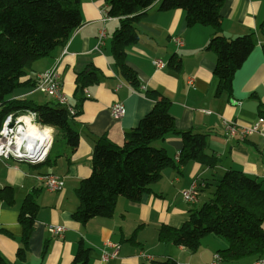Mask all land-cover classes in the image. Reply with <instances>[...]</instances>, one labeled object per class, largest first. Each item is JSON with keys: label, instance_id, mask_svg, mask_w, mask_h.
<instances>
[{"label": "crops", "instance_id": "crops-1", "mask_svg": "<svg viewBox=\"0 0 264 264\" xmlns=\"http://www.w3.org/2000/svg\"><path fill=\"white\" fill-rule=\"evenodd\" d=\"M103 4L104 0H79L82 24L55 54L33 62L28 70L26 78L34 83L35 74L50 68L59 58L58 74L63 91L70 103L77 105L70 125L77 131L79 140L72 149L61 135L63 141L57 147L60 132L47 126L53 137L48 161L39 164L14 159L0 161V188L12 187L15 200L9 206L0 200V253L8 264H69L82 244L88 248L87 264H155L165 260L175 264H208L215 253L227 247L225 238L205 235L193 251L160 241L158 230L163 224L178 227L187 220L188 210L211 198L212 183L227 170H240L264 186V139L257 133L243 140L229 137L222 124V120H232L248 125L260 116L264 118V0H224L220 8L225 37L253 32L254 39L253 50L233 76L230 95L215 94L216 56L206 49L213 28L200 24L187 27L182 9L160 10L159 1L142 12L137 23L139 39L127 49L126 64L139 80L138 87L129 85L118 75L109 50L118 19L102 22ZM102 27L106 29V39L97 50L95 45ZM173 37H180L183 45L176 47ZM173 54L180 59L179 70L167 66ZM154 58L166 65L156 68L151 63ZM85 68L95 71L98 79L81 91L75 78ZM30 83L14 89L8 98L55 103ZM119 83L121 86H117ZM149 89L169 99L177 129L206 135L205 152L217 162L209 166L197 160H177L183 144L179 136L155 141L153 145L164 148L173 163L162 169L161 177L151 184L149 192L139 201L118 197L110 217H92L84 224L73 220L71 214L79 203L75 189L90 174L94 141L106 135L114 143L122 144L125 132L135 127L154 104L145 93ZM116 101L125 107L120 118H114L109 110ZM45 173L62 177L63 189H45L40 179ZM193 181L199 185L198 197L195 203H188L181 191ZM35 189L38 207L27 254L24 259H18L16 252L21 247L23 231L18 221L19 206L26 194ZM48 225H62L64 231L60 235L52 234ZM112 244L118 246L115 256L102 260L103 252L110 254L114 250ZM257 261L264 264V251L259 257L222 259L220 264H256Z\"/></svg>", "mask_w": 264, "mask_h": 264}, {"label": "trees", "instance_id": "trees-1", "mask_svg": "<svg viewBox=\"0 0 264 264\" xmlns=\"http://www.w3.org/2000/svg\"><path fill=\"white\" fill-rule=\"evenodd\" d=\"M159 1L160 10L180 8L185 12L187 27L209 25L213 34L206 46L216 56L213 74L217 80L215 94H231L235 72L245 62L254 47L253 32L227 38L222 34L220 8L224 0H104L108 14L118 19L111 34L109 50L118 75L133 87L139 80L126 64L127 49L139 39L137 23L143 11ZM82 24L79 0H0V122L8 113L34 111L37 121L56 128L69 148L74 149L79 136L70 125L75 113L54 102L35 103L30 99L8 98L14 89L27 85L26 78L33 62L51 56L62 48L71 33ZM264 24V23H262ZM173 54L167 66L180 69V59ZM95 71L85 68L77 73V87L97 82ZM35 86V83H30ZM154 101L151 110L137 125L124 134L122 144L106 135L96 138L91 155V171L75 189L78 206L71 218L86 223L96 216L110 217L118 197L139 201L150 191L151 184L161 177L162 169L173 159L162 147L153 143L172 135L179 136L182 148L179 161L197 160L212 166L216 158L205 152L206 135L180 130L170 113L171 102L157 90H147ZM55 141V140H54ZM48 161V157L45 162ZM211 198L188 210L187 220L178 227L163 224L158 239L197 250L205 235L225 238L228 245L218 251L225 261L244 257H259L264 251V186L261 181L230 169L212 183ZM36 189L23 198L18 213L22 226L18 259L27 254L28 240L37 211ZM0 200L13 205V188H0ZM88 248L80 244L69 264H87ZM0 264H8L0 253ZM155 264H175L165 260Z\"/></svg>", "mask_w": 264, "mask_h": 264}, {"label": "built area", "instance_id": "built-area-1", "mask_svg": "<svg viewBox=\"0 0 264 264\" xmlns=\"http://www.w3.org/2000/svg\"><path fill=\"white\" fill-rule=\"evenodd\" d=\"M102 22L113 18L108 14V6L104 2L101 6ZM106 39V29L102 27L97 36L95 49L100 50ZM176 47L183 45L180 37L172 38ZM57 61L48 69L37 72L34 77V89L53 98L55 103L66 107L69 114L73 115L75 109L68 96L64 93L58 74ZM151 63L156 68H163L166 63L161 59L154 58ZM117 86H121L119 83ZM86 96L89 92L85 89ZM110 113L114 118H120L125 114V107L122 102L116 101L110 106ZM209 113V110H206ZM222 124L227 136L243 140L251 133H257L264 138V118L258 117L254 122L248 125H239L232 120H222ZM53 137L48 127L37 121V115L34 111L24 112L20 114L8 113L0 122V161L14 159L17 161H25L30 164H39L45 161L47 154L51 148ZM179 159V155L176 156ZM43 187L49 191H60L64 186V179L53 173H45L40 176ZM199 185L193 181L189 188L182 190L181 195L184 201L195 203L197 201ZM48 231L55 235H60L64 231L62 225H48ZM110 245V242H108ZM114 250L109 254L102 253V260H107L115 256L118 246L112 244ZM221 257L218 253L213 255L212 260L208 264H220ZM260 262L257 261L256 264Z\"/></svg>", "mask_w": 264, "mask_h": 264}, {"label": "rangeland", "instance_id": "rangeland-1", "mask_svg": "<svg viewBox=\"0 0 264 264\" xmlns=\"http://www.w3.org/2000/svg\"><path fill=\"white\" fill-rule=\"evenodd\" d=\"M202 111L205 112L206 114L211 113V112L207 113L206 110H202ZM251 134H252V133H251ZM258 135H259V134H258ZM259 136H260V135H259ZM260 137H261V136H260ZM263 139H264V138H263ZM61 141H63V138H62L61 134H59L58 141H57V147L60 145ZM210 190H212V189L210 188Z\"/></svg>", "mask_w": 264, "mask_h": 264}]
</instances>
